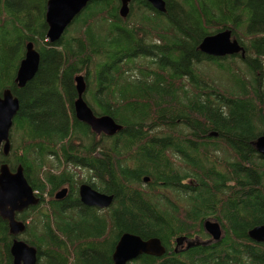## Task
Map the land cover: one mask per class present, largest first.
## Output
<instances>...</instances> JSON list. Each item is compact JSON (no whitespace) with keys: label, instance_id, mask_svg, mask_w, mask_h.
I'll return each instance as SVG.
<instances>
[{"label":"trees","instance_id":"obj_1","mask_svg":"<svg viewBox=\"0 0 264 264\" xmlns=\"http://www.w3.org/2000/svg\"><path fill=\"white\" fill-rule=\"evenodd\" d=\"M47 1L0 0V95L9 89L19 100L11 152L0 164L21 166L40 201L16 216L37 264H113L124 233L157 238L165 249L135 264H264V244L248 237L264 225V158L254 146L264 135V0H164L165 13L134 0L125 19L120 0H94L54 43L46 37ZM224 30L244 58L200 52L205 37ZM29 42L39 68L20 89L16 73ZM237 57L249 78L229 94L193 66ZM79 75L94 115L122 127L115 136L96 140L75 118ZM61 164L96 180L75 183ZM81 183L113 196L111 206L82 205ZM64 185L69 192L57 200ZM208 218L220 222V242L173 251V240L202 234ZM11 242L0 219V264H13Z\"/></svg>","mask_w":264,"mask_h":264},{"label":"water","instance_id":"obj_2","mask_svg":"<svg viewBox=\"0 0 264 264\" xmlns=\"http://www.w3.org/2000/svg\"><path fill=\"white\" fill-rule=\"evenodd\" d=\"M94 0H48L46 3L45 22L48 27L47 39L50 43L58 41L74 19ZM134 0H120V16L126 18L129 6ZM151 7L160 13H165L164 0H146ZM199 50L206 56L224 58L234 55L245 56V50L237 39L232 37L231 30H224L205 37L199 44ZM40 56L31 42L25 46V56L20 62L16 73L15 83L22 89L36 75L39 68ZM85 79L82 75L75 77L77 98L73 103L75 118L86 124L93 133L113 137L122 131V127L109 116H95L85 103ZM19 110V100L9 89L0 95V153L7 157L11 151L10 131L13 120ZM257 153L264 157V135L258 137L254 143ZM144 181H148L145 178ZM67 189L55 194L57 200L65 197ZM78 198L82 205L100 210L107 209L113 202V196L94 190L88 184L78 187ZM39 199L35 196L33 188L28 184L19 166L11 171L6 163L0 164V219L7 223L8 231L12 237L10 256L13 264H37V250L19 239L25 232L24 222L17 220L16 215L21 214L30 207L37 206ZM204 229L215 240L222 236L220 225L206 220ZM248 237L255 243H264V225L253 227ZM183 239H176L177 245ZM165 249L157 238L142 240L139 236L124 233L118 240L112 254L113 264H129L142 255L161 258Z\"/></svg>","mask_w":264,"mask_h":264},{"label":"rangeland","instance_id":"obj_3","mask_svg":"<svg viewBox=\"0 0 264 264\" xmlns=\"http://www.w3.org/2000/svg\"><path fill=\"white\" fill-rule=\"evenodd\" d=\"M131 5H133V4L131 3ZM161 22L163 24H166V22L164 20H161ZM131 23L134 24L135 19H132ZM226 58H228V57H226ZM145 60H146V58H145ZM231 61H233V62H231ZM219 64H221V65H219ZM193 66L196 69V75L198 77H202V78H205L207 80L212 81L221 91H223L227 94L235 92L234 89L239 88L237 86V83L240 80H242L243 78H245V80H247L249 78L246 66L243 63V60L239 59V57H237V59L235 58L233 60L231 58H229L226 61H222V62H218V63L204 61V62L199 63V64H194ZM233 73L235 74L234 75L235 78H233ZM207 84H208V82H207ZM14 133L15 132L13 130L10 131V134H14ZM101 135L102 134H100L99 136H101ZM96 136H97V134H96ZM99 136H97L98 138H96V140H98L100 138ZM16 141L18 142V140H16ZM14 146H17V144ZM220 154H221L222 158L226 157V151L224 150V148L221 149ZM63 170L74 173L75 183L86 181L88 176L91 177V180L89 181L90 183H92L93 181L96 180V178H94L91 173H87L83 168H74V167H71L70 165L66 166L65 164H61V171H63ZM143 182L148 183L149 180L148 181L143 180ZM141 184H143V183H141ZM142 186L146 187V184H143ZM63 188L67 189V185H64L63 187H61L59 190H57L54 193L56 194L58 191H60ZM170 193H172V191L167 190L164 193L165 198H166V196L170 195ZM167 199H169L172 202L174 201V197H170ZM209 219L212 220L213 222L218 223L220 225V228H221V224L219 221H217L214 218H209ZM221 229H223V228H221ZM190 238H191V240L185 241V242L181 243L180 245L175 246V249L177 250V252L186 251V250H182V249L185 246H187V244L194 243V242L197 245L215 244V243L220 242V240L215 241L212 237H210L205 232L204 229L202 230V234H200V232H196L194 235H191ZM173 243H174V240L172 241V246L174 247ZM257 244H260V243H257ZM129 264H135V263L132 261Z\"/></svg>","mask_w":264,"mask_h":264},{"label":"flooded vegetation","instance_id":"obj_4","mask_svg":"<svg viewBox=\"0 0 264 264\" xmlns=\"http://www.w3.org/2000/svg\"><path fill=\"white\" fill-rule=\"evenodd\" d=\"M128 14H129V13H128ZM67 189H69V186H68V185H67ZM68 192H69V190H68ZM68 192H67V194H68ZM77 194H78V193H77ZM66 196H67V195H66ZM66 196H65V197H66ZM26 211H27V210H26ZM181 247H182V246H181ZM182 250H183V249H182ZM173 251H174V252H177V250L175 249V245H174V247H173ZM9 252H10V251H9Z\"/></svg>","mask_w":264,"mask_h":264}]
</instances>
